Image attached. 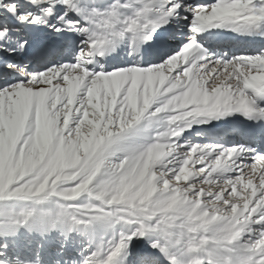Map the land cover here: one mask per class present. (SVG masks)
I'll use <instances>...</instances> for the list:
<instances>
[{
    "label": "snow or ice",
    "instance_id": "6c2138e0",
    "mask_svg": "<svg viewBox=\"0 0 264 264\" xmlns=\"http://www.w3.org/2000/svg\"><path fill=\"white\" fill-rule=\"evenodd\" d=\"M0 264H264V0H0Z\"/></svg>",
    "mask_w": 264,
    "mask_h": 264
}]
</instances>
